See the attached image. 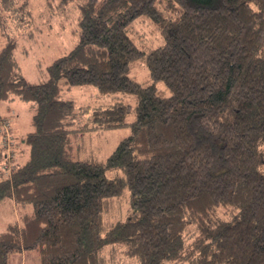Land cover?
I'll return each mask as SVG.
<instances>
[{
  "label": "trees",
  "instance_id": "obj_1",
  "mask_svg": "<svg viewBox=\"0 0 264 264\" xmlns=\"http://www.w3.org/2000/svg\"><path fill=\"white\" fill-rule=\"evenodd\" d=\"M71 1L78 40L45 80L21 73L16 41L0 47V103L33 112L20 139L11 125V158L1 144L0 201L19 216L0 231V264L25 250L40 264H106L108 248L136 264H264V0ZM0 3L17 25L31 16L26 0ZM141 16L162 37L148 49L133 37ZM138 62L147 83L130 74ZM82 85L136 103L77 108L63 93ZM125 125L105 160L74 157L72 132ZM127 188L130 212L106 227Z\"/></svg>",
  "mask_w": 264,
  "mask_h": 264
},
{
  "label": "rangeland",
  "instance_id": "obj_2",
  "mask_svg": "<svg viewBox=\"0 0 264 264\" xmlns=\"http://www.w3.org/2000/svg\"><path fill=\"white\" fill-rule=\"evenodd\" d=\"M23 0H18V4ZM31 10L28 21L16 24L13 13L6 10L0 3V47L9 41H16V57L20 65L21 73L30 81L41 82L47 78V67L60 55L67 53L74 47L78 40V9L74 1L64 0H26ZM133 37L146 49L162 42L158 30L151 23L148 16L139 17L134 23ZM161 39V40H160ZM130 74L139 81L147 83L149 70L147 66L135 63ZM64 98L74 99L77 108L89 105L92 109L98 106H106L116 101L136 103L132 94L112 92L101 94L93 85H82L64 91ZM15 113L11 116V125L17 132L16 139L32 129L33 112L27 101L21 99L4 100L0 103V115L7 116L10 110ZM90 112H85L77 119L74 126L86 124L90 118ZM10 117V118H11ZM132 115L129 119H132ZM83 125V126H84ZM82 126V128H83ZM130 126L125 125L112 129H83L71 133L74 157L88 161L105 160L121 138L128 135ZM2 140L0 136V152H2ZM20 147L18 148L19 151ZM4 152V151H3ZM19 153V152H18ZM4 156V153H1ZM26 156V155H25ZM3 158H0V163ZM122 175L120 169L109 170L107 175L113 177ZM131 210L128 188L119 198H114L106 207L103 222L109 227L119 219H125ZM18 209L12 198H4L0 201V231L4 230L10 222L18 219ZM106 249V264H136L134 259L118 251ZM10 264H40V253L37 250H25L11 255Z\"/></svg>",
  "mask_w": 264,
  "mask_h": 264
},
{
  "label": "built area",
  "instance_id": "obj_3",
  "mask_svg": "<svg viewBox=\"0 0 264 264\" xmlns=\"http://www.w3.org/2000/svg\"><path fill=\"white\" fill-rule=\"evenodd\" d=\"M1 133L3 146L6 148L8 158H11L13 156V132L11 130V120L9 118L3 120Z\"/></svg>",
  "mask_w": 264,
  "mask_h": 264
},
{
  "label": "crops",
  "instance_id": "obj_4",
  "mask_svg": "<svg viewBox=\"0 0 264 264\" xmlns=\"http://www.w3.org/2000/svg\"><path fill=\"white\" fill-rule=\"evenodd\" d=\"M11 108H9V110H10ZM12 110H14V109H12ZM13 132H14V134H15V136L17 135V132L15 131V130H13ZM21 136H23V135H21Z\"/></svg>",
  "mask_w": 264,
  "mask_h": 264
}]
</instances>
